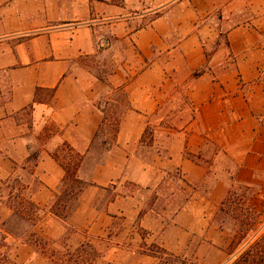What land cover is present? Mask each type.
<instances>
[{"label": "crops", "instance_id": "obj_1", "mask_svg": "<svg viewBox=\"0 0 264 264\" xmlns=\"http://www.w3.org/2000/svg\"><path fill=\"white\" fill-rule=\"evenodd\" d=\"M179 88L192 116L163 122ZM119 91L127 109L98 150ZM46 126L56 133L33 150ZM64 146L82 189L62 221L49 210ZM14 179L46 241L70 228L67 246L89 243L105 264H159L153 245L187 264L225 263L219 208L233 188L264 199V0H0V222ZM6 242L29 260L26 244Z\"/></svg>", "mask_w": 264, "mask_h": 264}, {"label": "rangeland", "instance_id": "obj_2", "mask_svg": "<svg viewBox=\"0 0 264 264\" xmlns=\"http://www.w3.org/2000/svg\"><path fill=\"white\" fill-rule=\"evenodd\" d=\"M88 63L90 61H87ZM44 99H48L50 93L44 92ZM116 103L110 104L108 107L103 108V117H104V126L102 127L99 137L96 141L95 147L100 150L102 144L106 142H111L116 130L117 125L121 119L126 108V98L123 92L119 91L115 93ZM176 99L171 100V103L165 104L162 106L161 117H163V122H177L189 121L192 116V109L187 101L184 89H177ZM30 108V107H29ZM30 110H26L23 113V119L27 123H31ZM56 129L52 126H46L43 131L40 132V135L37 137V131L33 135V150H37V139L43 140L45 137L50 134H55ZM153 129L151 127L147 128L145 134V141L151 138ZM149 143V141H147ZM37 155L36 151L30 153L29 160L31 161L26 168V171L23 173V180L29 178L28 174L31 170V164L33 157ZM59 156H63V153H60ZM16 185L15 179L11 180L8 186L14 187ZM69 187H63L61 193L58 196V204L53 207L51 206L49 211H52L54 208L59 215L65 216V214H70L71 210L75 205V197L78 194V186L70 183ZM7 188V187H6ZM8 188V189H9ZM7 189V190H8ZM234 192L233 196H227L224 205H222L216 216V223L223 229V232L227 239V252L229 254L228 260L223 264L232 263L236 257L243 251L246 247V244L252 239L260 235V230L264 227V199L257 198L255 193L246 188H233L231 190ZM230 191V192H231ZM21 193V191H18ZM229 192V193H230ZM19 194V193H17ZM5 196V195H0ZM229 199V200H228ZM57 200V199H56ZM7 206L12 207L15 203L14 197H9L4 200ZM30 219L34 218V215H29ZM41 216L39 213H36V224L31 226L32 221L26 219H21L17 214L11 215L5 222L6 225L3 226L4 229L8 232L15 233L18 238L7 234L8 236L13 237L17 241L20 240L22 244H26L27 247L31 250V257L24 263L19 262L16 259L15 247L13 245H8V251L10 256L15 260L17 264H42L43 260L40 258L37 262V251L39 254L44 255L46 263L44 264H105L96 253L94 248L89 243H84L78 247L69 248L67 246L66 235L71 233V229L67 228L66 234L57 242H49L37 235V223L40 220ZM61 220V219H60ZM0 222V224L2 223ZM244 224V225H243ZM243 225L242 227H240ZM248 228H256V231L248 232ZM35 234V236H31ZM242 241V245H238V241ZM247 240L245 243L243 241ZM55 250V252H54ZM68 250V251H66ZM149 251L155 253V255L160 259L159 264H187V260L178 256L165 254L157 246L153 245L148 248ZM69 252L66 256L65 254ZM151 253V252H150ZM55 254V255H54ZM54 255V257H52ZM198 264V263H196Z\"/></svg>", "mask_w": 264, "mask_h": 264}, {"label": "trees", "instance_id": "obj_3", "mask_svg": "<svg viewBox=\"0 0 264 264\" xmlns=\"http://www.w3.org/2000/svg\"><path fill=\"white\" fill-rule=\"evenodd\" d=\"M197 75V74H195ZM126 98V97H125ZM127 101V100H126ZM192 109V108H191ZM193 111V109H192ZM63 156L55 155L56 160L59 162L61 167L66 172L65 179L63 181V187L67 188L69 187L68 184L72 183L76 186H78L77 193L81 191L82 186L81 183L74 177L76 168L78 166V163L80 162V159H74L72 160L71 152L67 147L64 146L62 148ZM68 156H67V155ZM37 159V155L33 157L34 162ZM1 182V180H0ZM16 185L14 187H11V190L17 189L18 191H21L25 189V185L21 184L18 179H15ZM2 184L7 182H1ZM10 186H7L6 190ZM12 191L9 192L10 197H14L15 203L12 207H10V210L13 212V214H17L21 219H26L32 221L31 226H34L36 224V213H38L40 210L31 200L27 199L25 196H22L21 193L16 194L14 196H11ZM234 192H230L229 196H233ZM77 196V195H76ZM229 200V199H228ZM226 201V200H225ZM58 204V197L57 200L53 203V207ZM224 205V203H223ZM51 214H53L58 219H61L62 221H65L69 214L59 215L53 208L52 211H50ZM71 212V211H70ZM29 215H34L33 219H30ZM6 223L2 222L0 224V264H17L15 260L10 256V253L8 251V245L6 242L7 234H10L11 236L18 238V236L15 233L8 232L4 229L3 226H5ZM244 225V224H243ZM241 225L240 227H242ZM254 232L256 231V228H248L246 232L248 231ZM260 235L254 239H252L250 242L246 244V247L243 249V251L236 257V259L230 263V264H264V227L260 230ZM31 236H35V234H31ZM247 240L243 241L245 243ZM242 241H238V245H242ZM159 248V247H158ZM163 253L168 254L163 249L159 248ZM68 251V250H66ZM55 252V250H54ZM151 252V253H150ZM149 253L155 257L154 252L149 251ZM69 252H67L65 255L67 256ZM55 255V254H54ZM54 255L52 257H54ZM171 255V254H170ZM158 258V257H157Z\"/></svg>", "mask_w": 264, "mask_h": 264}]
</instances>
